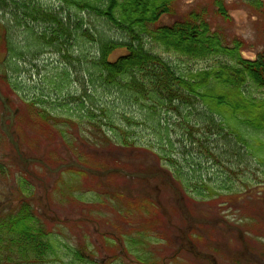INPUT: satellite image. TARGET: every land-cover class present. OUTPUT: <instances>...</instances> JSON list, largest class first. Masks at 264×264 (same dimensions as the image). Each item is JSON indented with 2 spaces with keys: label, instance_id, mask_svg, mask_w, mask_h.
Listing matches in <instances>:
<instances>
[{
  "label": "rangeland",
  "instance_id": "1",
  "mask_svg": "<svg viewBox=\"0 0 264 264\" xmlns=\"http://www.w3.org/2000/svg\"><path fill=\"white\" fill-rule=\"evenodd\" d=\"M219 5L227 19L219 15ZM31 8L55 12L70 30L68 43L52 48L39 44L36 37L46 25L31 24L26 17ZM190 12L203 13L212 29L223 32L229 41L243 42L245 59L264 52V0H177L173 13L161 17L157 26L171 25ZM88 29L103 39L119 38L92 13L57 0H0V91L17 111L11 132L24 157L42 160L51 170L77 163L97 172L120 167L128 174L162 177H97L74 167L52 173L40 164H23L1 131L0 104V162L7 165L9 174L0 180V212L19 204V185H31L28 201L53 233L59 254L58 261L46 264H212L211 260L264 264V146L261 153L257 151V142L264 144V133L245 129L230 115L224 124L219 117L209 121L211 115L199 107L191 112L181 108L180 115L161 108L150 111L125 92L100 90L92 66L95 45L78 38ZM6 35L15 55L2 50ZM148 48L180 76L214 65L213 60L193 62L164 54L152 44ZM124 54L118 50L110 60ZM4 73L9 84L3 80ZM248 92L264 98L259 91ZM84 93L89 98L83 108L70 100ZM35 100H44V109L52 117L71 118L79 125L61 137L52 128L30 124L25 103ZM89 110L97 116L96 122L116 126L127 115L134 144L122 146L106 129L105 138L93 133ZM256 115L244 116L255 119ZM228 126L236 128L249 146L239 143ZM168 176L176 192L164 184ZM182 204L198 222L192 228ZM134 239L142 242L136 246L142 251L129 245ZM80 249L89 261L75 259L73 253Z\"/></svg>",
  "mask_w": 264,
  "mask_h": 264
},
{
  "label": "trees",
  "instance_id": "2",
  "mask_svg": "<svg viewBox=\"0 0 264 264\" xmlns=\"http://www.w3.org/2000/svg\"><path fill=\"white\" fill-rule=\"evenodd\" d=\"M57 1L69 8L74 7L79 12L92 13L110 26L119 37L103 39L102 34L89 29L79 31L78 38L91 41L95 45L92 66L97 72L96 82L100 90L125 92L135 99L136 104L143 105V108L150 111L161 108L180 115L181 108L191 112L199 107L211 115V122L216 117L226 122L230 115L245 129L264 133V98L252 97L248 92L253 89L264 93V52L258 53L253 59H245L241 53L243 42L238 39L229 41L223 32L213 30L203 13L190 12L185 18L171 25L157 26L161 17L173 13L177 0ZM28 12L30 13H26V17L32 25H46L43 32L36 37L39 44L52 48L68 43L70 30L55 12L36 8H31ZM218 13L227 19V14L220 5ZM4 39L3 52L15 55L16 49L12 48L7 35ZM151 44L152 47L161 49L164 54L193 62L213 60L214 65L206 70L180 76L168 62L148 48ZM118 50H124L125 54L111 61V55ZM57 51L60 53L62 50L58 48ZM62 57L69 59L65 54ZM3 80L6 84L10 83L6 73ZM2 94L4 95L3 92ZM86 98L89 96L84 93L83 96L70 100L74 105L83 108ZM25 104L26 118L30 124H42L52 128L61 137L67 130L79 125L71 118L52 117L44 109V100ZM103 111V108L99 110L101 113ZM248 112H255L256 118H245L244 115ZM88 114L91 121L88 125L93 133L97 132L105 138L103 129H106L122 146L134 144L129 138L132 123L127 115L123 116L121 126H116L109 121L104 124L101 121L96 122L97 116L90 110ZM228 129L231 134L236 135L239 143L249 146L236 128L228 126ZM257 145V151L261 153L264 144L258 141ZM7 169V165L0 162V180L8 178ZM18 191L22 197L19 204L13 209L0 212V264H46L56 261L59 254L52 241L54 235L35 213L31 201H28L32 197L31 185L23 182V185L18 186ZM140 235L143 237V234ZM147 237L144 235L143 239ZM141 243L134 239L129 245H133V250L139 252L142 249L136 246L141 247ZM73 254L78 262L89 261L82 249Z\"/></svg>",
  "mask_w": 264,
  "mask_h": 264
},
{
  "label": "water",
  "instance_id": "3",
  "mask_svg": "<svg viewBox=\"0 0 264 264\" xmlns=\"http://www.w3.org/2000/svg\"><path fill=\"white\" fill-rule=\"evenodd\" d=\"M0 103H1V105L3 107V111L4 112H8V113L11 114L10 120L12 122V120H13L12 117H14V113L10 109V106L8 104V100L5 97H3V95L1 94V92H0ZM9 127L10 126H6L5 124H3L2 125V131H3L4 135L6 136L9 144L13 147V149H14L17 157H18V160L21 163L26 164V165H29V164H32V163H39V164L44 165V163L41 160H38V159H35V158H25L22 155V153L20 151L19 143L15 139V137H14L13 133L10 131V128ZM71 167L77 168V169H79L81 171H84L86 173L95 175L97 177H104V176H107V175L113 174V173L122 174V175H124V176H126L127 178H130V179H146V178H152L153 177V175L128 174L125 171L118 170V169H110V170H107L105 172H96V171H92V170L86 169V168L80 166L77 163H70V164H67V165H61L58 168H56L55 170H51V169H48V170L50 172H52V173H56V172L60 171L61 169H66V168H71ZM166 182H167L168 185H170L169 181H166ZM181 207L183 208V206H181Z\"/></svg>",
  "mask_w": 264,
  "mask_h": 264
},
{
  "label": "flooded vegetation",
  "instance_id": "4",
  "mask_svg": "<svg viewBox=\"0 0 264 264\" xmlns=\"http://www.w3.org/2000/svg\"><path fill=\"white\" fill-rule=\"evenodd\" d=\"M2 117V121L3 122H6V121H8V124H9V122H10V118H11V115L10 114H6V115H3V116H1ZM157 176H155V177H159V178H161V175L160 174H156ZM165 184V183H164ZM183 212H184V214H186V218H187V220L189 221L188 223V225H189V228H192V226H194L195 224H197L198 222H197V220H196V218H194V217H192V216H190L189 214H187V211H185V210H183ZM246 252V254L249 256V257H251L252 259L253 258H255V256L252 254V253H249L248 251H245Z\"/></svg>",
  "mask_w": 264,
  "mask_h": 264
}]
</instances>
